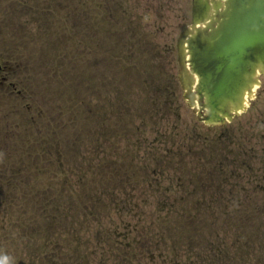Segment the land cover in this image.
Segmentation results:
<instances>
[{
  "label": "rangeland",
  "instance_id": "rangeland-1",
  "mask_svg": "<svg viewBox=\"0 0 264 264\" xmlns=\"http://www.w3.org/2000/svg\"><path fill=\"white\" fill-rule=\"evenodd\" d=\"M191 21L192 0H0L23 91L0 90V264H264V79L200 123L177 79Z\"/></svg>",
  "mask_w": 264,
  "mask_h": 264
},
{
  "label": "water",
  "instance_id": "water-1",
  "mask_svg": "<svg viewBox=\"0 0 264 264\" xmlns=\"http://www.w3.org/2000/svg\"><path fill=\"white\" fill-rule=\"evenodd\" d=\"M178 47L189 105L211 125L232 119L264 75V0H193Z\"/></svg>",
  "mask_w": 264,
  "mask_h": 264
},
{
  "label": "flooded vegetation",
  "instance_id": "flooded-vegetation-1",
  "mask_svg": "<svg viewBox=\"0 0 264 264\" xmlns=\"http://www.w3.org/2000/svg\"><path fill=\"white\" fill-rule=\"evenodd\" d=\"M158 53H155V61L158 59ZM160 64V65H162V71L163 72H165V74H166V76H168L170 73H169V71L168 70H166V64L164 63V62H160V61H158V62H155V67H156V64ZM156 73V72H155ZM160 93H165V91L164 90H162V91H160ZM164 96L166 97V98H168V96H166L165 94H164Z\"/></svg>",
  "mask_w": 264,
  "mask_h": 264
}]
</instances>
